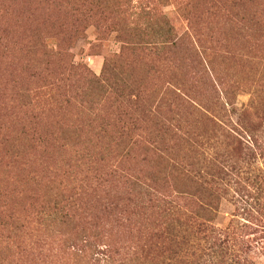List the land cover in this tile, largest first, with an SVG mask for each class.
Returning a JSON list of instances; mask_svg holds the SVG:
<instances>
[{
    "label": "rangeland",
    "instance_id": "374dc122",
    "mask_svg": "<svg viewBox=\"0 0 264 264\" xmlns=\"http://www.w3.org/2000/svg\"><path fill=\"white\" fill-rule=\"evenodd\" d=\"M178 2L186 4L112 0L106 10L103 0H0V264H147L141 250L156 216L126 177L151 164L138 160L139 151L123 156L116 136L129 117L139 122L137 138L156 131L153 123L193 131L190 111L163 93L174 87L203 104L207 86L173 53L154 52V39H135L143 42L129 52L116 37L144 23L134 7L166 16L182 32ZM199 2L188 8L197 7L195 17L188 14L189 40L202 46L206 69L235 93L240 111L264 85V0ZM238 7L245 12L235 14ZM58 55H69V74ZM59 78L67 91L52 85ZM237 118L227 121L234 126ZM262 132L249 176L264 173ZM241 206L221 199L213 226L239 239L233 254L240 264H264V215L246 224ZM63 207L68 226L57 220ZM94 226L105 255H81L72 246L96 245Z\"/></svg>",
    "mask_w": 264,
    "mask_h": 264
},
{
    "label": "trees",
    "instance_id": "16d2710c",
    "mask_svg": "<svg viewBox=\"0 0 264 264\" xmlns=\"http://www.w3.org/2000/svg\"><path fill=\"white\" fill-rule=\"evenodd\" d=\"M103 1L104 9L114 7L112 0ZM184 1L185 5L178 2L179 6L175 7L187 23L180 30L182 32H178L177 24L166 16L156 18L151 16L148 7H134V15L139 12L145 16L144 23L137 30L118 32L116 39L124 44L123 50L129 52L138 48L136 45L139 41L143 42L137 40L135 43V39H154L149 45L154 52L162 56L173 53L176 59L194 67L199 80L207 86L203 104L194 102L174 87L172 90L166 88L163 93L164 98L167 96L190 111L188 114L194 125L193 131L169 122L161 125L153 123L157 132L150 128L144 136L137 138L140 136L136 134L139 122L129 117L120 125L122 132L119 138L116 136V149L123 156L133 152L135 156L139 151L138 160L151 164L145 171L129 173L126 177L137 194L145 198L146 202L141 201L144 210L156 216L151 223L152 232L145 238L147 250H141L142 257L144 253L149 257L147 264H240L242 262L233 254L239 239L230 228L220 230L213 223L219 201L226 197L233 201L235 199L240 206L245 204L241 206L239 215L246 224L258 220L255 213L264 215V173L256 176H249L248 173L250 163L257 159L262 144L264 96L261 95V100L258 96L259 92L264 93V85L261 91L253 88L249 92L251 99L247 106L240 111L235 107V93L229 87L222 88L218 84L220 76L206 69V57H201L202 46L198 41L189 40L192 21L188 14L195 17L197 7L188 8L193 4L199 5L200 0ZM238 12L245 11L238 7L235 14ZM65 57L69 55H58L57 59L65 65L63 73L69 74L68 70L73 71L74 68L70 62H66ZM52 85L67 91L60 78ZM232 88L238 89L235 86ZM145 106L149 107L147 104ZM232 115L238 116L234 126L228 123ZM223 118H226L225 121ZM67 209L70 208L63 207L57 215L60 217L57 220L64 226L71 221ZM259 223L264 229L262 222ZM241 227L247 228L246 225ZM239 230L241 228H235V231ZM90 232V236L96 238V245L79 243L82 248L73 245V249L81 255L84 250L91 249L94 251L90 253L92 257L105 255L97 244L99 235H95L96 227ZM137 255H140L139 251L135 255L138 260Z\"/></svg>",
    "mask_w": 264,
    "mask_h": 264
}]
</instances>
